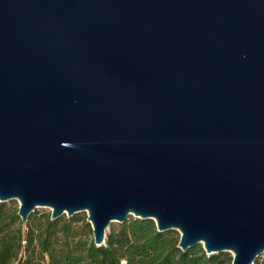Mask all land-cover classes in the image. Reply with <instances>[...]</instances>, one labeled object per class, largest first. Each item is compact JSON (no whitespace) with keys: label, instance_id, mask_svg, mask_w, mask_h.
Masks as SVG:
<instances>
[{"label":"water","instance_id":"95a60500","mask_svg":"<svg viewBox=\"0 0 264 264\" xmlns=\"http://www.w3.org/2000/svg\"><path fill=\"white\" fill-rule=\"evenodd\" d=\"M152 217L264 252V0H0V200Z\"/></svg>","mask_w":264,"mask_h":264},{"label":"trees","instance_id":"16d2710c","mask_svg":"<svg viewBox=\"0 0 264 264\" xmlns=\"http://www.w3.org/2000/svg\"><path fill=\"white\" fill-rule=\"evenodd\" d=\"M17 202L0 200V264H231L233 260L231 251L208 253L202 242L183 249L178 229L159 230L154 218L132 214L97 245L89 235L93 227L86 216L67 218L63 213L52 218V211H47L24 221Z\"/></svg>","mask_w":264,"mask_h":264},{"label":"rangeland","instance_id":"374dc122","mask_svg":"<svg viewBox=\"0 0 264 264\" xmlns=\"http://www.w3.org/2000/svg\"><path fill=\"white\" fill-rule=\"evenodd\" d=\"M15 199H16V198H15ZM17 201H18L17 203L19 204V200H18V199H17ZM47 211H52V209H51L50 206H37V207H35V209H34L33 211H31L30 215L33 216V217H36V216H40L42 213L47 212ZM74 214H78L79 216H86V219L89 220V219H88V212H87L86 210H81V211L76 212V213H74ZM30 215H29V216H30ZM72 215H73V214H68V213L65 214V216H66L67 218L72 217ZM132 215H134V214H132ZM134 216H136V215H134ZM119 224H120V221H118V220H113V221L110 223V225L108 226V228H107V230H106V234L111 230V228H112L113 226L117 227V226H119ZM77 226H78V228H79L80 230H82V229L84 228V223H83V221H82V220H79ZM89 235H90V237H94V232H93V231L90 232ZM202 243H203V242H202ZM203 245H204V243H203ZM231 253L233 254V252H231ZM256 259H259L260 262H263V261H264V252H262L260 255H258ZM254 264H255V263H254Z\"/></svg>","mask_w":264,"mask_h":264}]
</instances>
